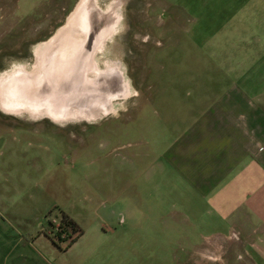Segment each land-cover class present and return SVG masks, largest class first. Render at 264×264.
Wrapping results in <instances>:
<instances>
[{"label": "rangeland", "instance_id": "1", "mask_svg": "<svg viewBox=\"0 0 264 264\" xmlns=\"http://www.w3.org/2000/svg\"><path fill=\"white\" fill-rule=\"evenodd\" d=\"M7 1L0 0V7L5 5L0 9V73L31 61L27 57L33 56L35 45L63 26L76 0H48L26 17L14 14L18 0H9V8ZM35 1L28 0L26 5ZM121 11L122 32L108 52L124 65L133 96L114 100L119 106L116 113L96 122L60 125L0 108V264L118 263L131 256L124 243L166 238L171 230L167 224L162 228L161 218L140 213H152L162 202L157 184H145V164L158 153L148 157H130V153L145 150L148 143L154 151L163 150L183 114L176 101L189 100L190 90V100L209 93L205 87L215 76L208 68L218 58H206L207 51L232 50L234 45L245 48L250 60L259 61L250 65L249 69L256 64L245 85L250 90L264 86V0H123ZM164 22L176 33L184 29L179 35L181 49L168 58L166 72L157 58L163 46L156 45L157 32L167 28ZM146 37L154 46L144 41ZM163 100L172 101L163 105L159 115L158 103ZM147 102L153 103L150 110H146ZM132 140L137 143L128 146ZM103 146L122 148L112 153ZM163 188L167 198L169 187ZM169 204L172 200L165 203L166 220L171 219ZM64 214L78 225L61 224ZM149 225H154L151 230ZM80 231L83 234L69 246ZM147 251L151 258L155 251L165 256L176 252L158 247L132 250V255L143 256ZM178 254L184 258L189 250L178 249Z\"/></svg>", "mask_w": 264, "mask_h": 264}, {"label": "crops", "instance_id": "2", "mask_svg": "<svg viewBox=\"0 0 264 264\" xmlns=\"http://www.w3.org/2000/svg\"><path fill=\"white\" fill-rule=\"evenodd\" d=\"M27 1H17L15 15L31 16L48 0H37L33 5H26ZM4 8L5 5L0 7ZM165 25L167 28L159 32L163 46L158 54L162 72L169 68L168 58L171 59L178 49L180 51V30L184 31L177 29L170 37L164 22ZM215 34L217 32L212 36ZM226 37L233 39L231 34ZM172 41L173 48L166 47ZM205 56L218 58L216 65L208 68L210 75L215 76H211L209 86L205 87L209 93L190 100V90L189 100L176 101L183 114L177 118V129L169 145L159 152L148 143L145 150L130 153V157L158 153L153 161L145 164V184H157V197L162 202L152 213L148 210H140V213L141 216L150 213L157 220L161 218L162 228L167 224L171 231H167L166 238L151 240L147 236L149 241L124 243L131 256L118 263L104 264H183L187 260L189 264H264V86L250 90L244 82L256 64L249 69L250 65L257 59L250 60L251 53L238 45L232 50L212 49ZM165 90L169 93L171 88ZM180 92L181 97L182 89ZM171 101L158 103L159 115L165 109L163 105ZM152 106L153 103L147 102L146 110ZM137 140H132L128 146L135 145ZM120 148L105 149L113 153ZM150 179L155 180L148 182ZM164 185L169 187L167 198L162 193ZM166 200H172L170 220H166L164 211ZM152 226L147 229L151 230ZM158 247L176 252L173 256H165L162 251H155L153 258L148 251L147 258L144 257L146 253L139 257L132 255V250ZM178 249L189 250L188 256H179Z\"/></svg>", "mask_w": 264, "mask_h": 264}, {"label": "bare ground", "instance_id": "3", "mask_svg": "<svg viewBox=\"0 0 264 264\" xmlns=\"http://www.w3.org/2000/svg\"><path fill=\"white\" fill-rule=\"evenodd\" d=\"M122 5L123 0L105 4L101 0H79L67 23L51 38L35 45L31 68L17 63L0 73L2 111L34 120L49 118L60 125L82 120L96 122L116 113L119 106L114 100L133 96L124 65L108 52V46L122 32ZM61 41L66 46L63 85L42 83L44 79L39 75L44 62L52 60L51 48ZM84 45L86 56L81 50ZM76 61L82 70L74 80L71 74ZM46 73L43 72L44 77Z\"/></svg>", "mask_w": 264, "mask_h": 264}, {"label": "water", "instance_id": "4", "mask_svg": "<svg viewBox=\"0 0 264 264\" xmlns=\"http://www.w3.org/2000/svg\"><path fill=\"white\" fill-rule=\"evenodd\" d=\"M65 50H66V46H65V44L62 45V41L51 48L52 60L50 61L49 59H46V61L44 62L46 64L44 65V68L39 75L40 78L44 79V80H41L42 83H46V84H50V85H53V84L54 85H63L62 62H63L64 54L66 53ZM81 50H82L84 56H86V53L88 52V51H86V45H84L83 47L81 46ZM45 71L47 73L44 77L43 72H45ZM26 80L28 82H30L29 78H26ZM57 89H61V86L58 87Z\"/></svg>", "mask_w": 264, "mask_h": 264}, {"label": "flooded vegetation", "instance_id": "5", "mask_svg": "<svg viewBox=\"0 0 264 264\" xmlns=\"http://www.w3.org/2000/svg\"><path fill=\"white\" fill-rule=\"evenodd\" d=\"M102 1V3L103 4H105L107 1L106 0H101ZM78 2H79V0H76L75 2H74V4L71 6V9H69V11H68V13H67V15H66V17H65V21H64V23H63V25H65L66 23H67V21H68V18H69V16L72 14V12L75 10V8H76V6H77V4H78ZM168 32V34L170 35V37H173L174 35V31H173V28L172 27H170L169 28V30L167 31ZM55 34V32L54 31H52L49 35H45V37H44V41H46V40H48L49 38H51L53 35ZM157 37L159 38L160 37V34H159V32H157V34H156V45L157 46H161L162 45V40H158L157 39ZM144 41L146 42V43H148V45L150 44V46H152L153 44V42H150L149 43V37H146V39H144ZM154 46V45H153ZM173 46H174V44H173V41L172 42H170L169 44H167L166 45V47H169V48H173ZM173 52V51H172ZM70 53V52H69ZM68 53V54H69ZM158 54H159V51H157V58H159L158 57ZM68 57V56H67ZM29 58V60L30 59H32L31 61H28V62H21V63H26V64H28V65H30V68L32 67V65L34 64V61H35V56H34V54H33V56L31 57V56H29V57H27V59ZM159 60H160V58H159ZM75 61V60H74ZM77 62V61H76ZM82 67H80V64L78 65V62H77V64H75L74 66H73V71H72V74L71 75H73L72 77L74 78V80H75V78H76V76H78V74L80 73V71L82 70L81 69ZM73 78H71L72 80H71V82H73ZM64 84H65V82H64ZM68 89V88H67ZM46 91H49V90H47V89H45ZM69 90V89H68ZM67 91V90H66Z\"/></svg>", "mask_w": 264, "mask_h": 264}, {"label": "trees", "instance_id": "6", "mask_svg": "<svg viewBox=\"0 0 264 264\" xmlns=\"http://www.w3.org/2000/svg\"><path fill=\"white\" fill-rule=\"evenodd\" d=\"M65 222L68 223L69 225H72L73 228H75V226L77 225V224H76L73 220H71L66 214L63 215V218H62V222H61V224L65 223ZM80 234H81V231L79 232V234H78L75 238L71 239L70 244H72L73 242H75L76 239L79 237ZM70 244H69V245H70Z\"/></svg>", "mask_w": 264, "mask_h": 264}]
</instances>
